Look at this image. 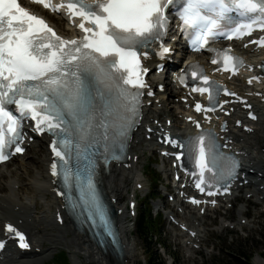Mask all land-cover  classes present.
Returning a JSON list of instances; mask_svg holds the SVG:
<instances>
[{"label":"snow or ice","instance_id":"snow-or-ice-1","mask_svg":"<svg viewBox=\"0 0 264 264\" xmlns=\"http://www.w3.org/2000/svg\"><path fill=\"white\" fill-rule=\"evenodd\" d=\"M35 2L54 12L67 8L71 22L84 35L65 39L18 0H0V162L10 158L13 146L15 153L24 151L23 121H35L41 134L47 131L55 137L51 147L58 163L52 172L69 189L71 208L86 205L92 222H102L115 239L97 186L98 158L105 164L119 159L141 117L146 70L140 56L147 53L140 49L167 34L170 6L178 10L185 30H193V46L200 49L219 35L232 40L264 31V0H97L95 4L68 0L59 6L51 0ZM232 13L246 22L230 25ZM252 43L264 47V39ZM169 51L164 47L160 55ZM215 56L213 63L233 74L244 66L230 51H215ZM191 76L200 82L193 91L207 93L212 102L207 109L197 104L198 112L223 108L221 94L236 95L211 81L199 65L193 66ZM169 143L186 149L178 159L185 154L192 158L198 168L196 187L209 196L219 191L211 189L220 180L236 174L238 162L223 155L213 132L201 127L199 136L187 142L169 138ZM73 156L75 169L69 163ZM73 186L79 191L78 200L72 199ZM7 232L18 238L21 248L30 247L24 233L11 224ZM4 247L0 242V250Z\"/></svg>","mask_w":264,"mask_h":264},{"label":"bare ground","instance_id":"bare-ground-1","mask_svg":"<svg viewBox=\"0 0 264 264\" xmlns=\"http://www.w3.org/2000/svg\"><path fill=\"white\" fill-rule=\"evenodd\" d=\"M52 22L61 29L62 33H65L63 21L53 18ZM149 111L150 114L158 116L162 113L156 112L154 109H150ZM262 135H264V122L260 126L257 125L255 136L250 138L249 141L244 140V143H246L245 153L252 158L249 169L264 173V155L261 154L264 150V136ZM41 146L43 147L42 142L35 144L27 157L21 159L18 165H14V171H6L0 168V225L7 220L17 222L23 220L24 227L33 237L35 249L42 250V253L39 255H31L29 262L15 264H45L61 246L67 247L75 258L83 260V264H121L114 252L111 250L107 252L101 251L88 238L75 233L68 219L65 227H56L52 220V212L60 206L56 204L51 196L52 189L46 173L48 151ZM38 149L41 150L39 151ZM259 150L261 153L256 152ZM138 172L139 169L136 168L128 174H124L114 167L106 179L109 193L113 194L115 198L122 200L125 192L124 183L130 176L136 177L142 183L141 178L137 175ZM16 185L21 186L19 191L15 190ZM261 185H264V183ZM250 193H254V191L249 190L247 192V194ZM260 196H263V194ZM42 201H45V205L39 208V203ZM254 203L256 205H264V199H256ZM17 207L21 209L19 213L14 212ZM247 213L248 211L245 210L241 215L245 216ZM207 219L213 221L215 218L214 216H210ZM207 219L204 218L201 221V224L204 223V232L210 226ZM193 224V228L196 230L195 222ZM200 231L203 235L204 232ZM249 232L251 235L256 233L251 228H249ZM131 233L132 227L126 223L125 218H121L120 234L122 242L126 247V264H138L137 247L129 238ZM70 236L73 238L71 239ZM195 255V252H190L189 256L186 257V262H195ZM260 256L263 258V253H260ZM9 260H14V258ZM259 264H264V262H260Z\"/></svg>","mask_w":264,"mask_h":264},{"label":"rangeland","instance_id":"rangeland-1","mask_svg":"<svg viewBox=\"0 0 264 264\" xmlns=\"http://www.w3.org/2000/svg\"><path fill=\"white\" fill-rule=\"evenodd\" d=\"M142 162L145 163L144 160ZM12 169H14L13 166L9 168V170ZM242 205L243 204H239L235 211L238 212L239 209H242ZM248 210V221L252 223L256 221L259 213L264 212V207L256 209V207L251 204V207L249 206ZM243 211L245 212V210ZM243 211H241L242 214ZM233 216V221L239 223L241 217L237 216L236 213H233ZM207 220L210 225L215 222V219L213 221L209 219ZM257 221L260 222V224L252 225L257 231L254 229V232L256 233L253 234L251 238L249 237L248 231L227 233L226 235L213 234L211 238H209V242L205 247V252H203V254L195 255V258H197L195 259L196 262L190 264H246L247 262H251V264H259L260 262H264V259L261 260L260 256V253H263L264 257V216ZM132 228H134V231L129 235V238H131V240L137 245L138 264H147L151 258L155 259L158 263L164 261L165 264H169V260L164 259L163 254H161L163 253L161 249L163 247L160 246H168L170 248L168 251L171 252V254L175 253L173 255L177 260L176 264H188V262H190H186L187 258L184 260V255L173 245V239L170 240L166 232L162 233L161 230L158 231V228H154V230L148 234V242H146L147 236H143L136 226H132ZM216 228H220L219 222L213 227V229ZM246 237L249 238L246 239ZM147 244L149 245L147 246ZM148 248L150 250H148Z\"/></svg>","mask_w":264,"mask_h":264},{"label":"trees","instance_id":"trees-1","mask_svg":"<svg viewBox=\"0 0 264 264\" xmlns=\"http://www.w3.org/2000/svg\"><path fill=\"white\" fill-rule=\"evenodd\" d=\"M139 226H140L141 228L145 226V223H144V219H143V218L140 220ZM152 264H156V263L153 262Z\"/></svg>","mask_w":264,"mask_h":264}]
</instances>
